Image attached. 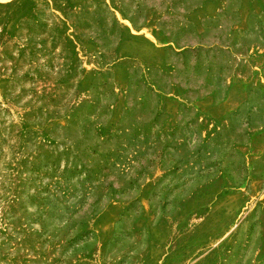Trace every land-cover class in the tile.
Here are the masks:
<instances>
[{
    "label": "rangeland",
    "instance_id": "374dc122",
    "mask_svg": "<svg viewBox=\"0 0 264 264\" xmlns=\"http://www.w3.org/2000/svg\"><path fill=\"white\" fill-rule=\"evenodd\" d=\"M0 264H264V0H0Z\"/></svg>",
    "mask_w": 264,
    "mask_h": 264
}]
</instances>
